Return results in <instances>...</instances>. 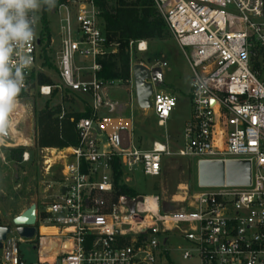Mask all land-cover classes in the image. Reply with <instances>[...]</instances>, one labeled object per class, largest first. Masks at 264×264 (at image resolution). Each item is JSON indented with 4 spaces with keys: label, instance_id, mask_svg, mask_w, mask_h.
Here are the masks:
<instances>
[{
    "label": "built area",
    "instance_id": "obj_1",
    "mask_svg": "<svg viewBox=\"0 0 264 264\" xmlns=\"http://www.w3.org/2000/svg\"><path fill=\"white\" fill-rule=\"evenodd\" d=\"M154 2L179 45L189 49L193 72L192 117L176 155L194 157L197 164L200 160H250L251 183L210 187L216 190L196 193L186 207L166 212L158 196H131L143 197L134 214L121 204L122 196L113 199V158L120 160L128 184L136 170L160 176L162 157L172 153L161 142L140 148L131 133H124L123 125L113 126L102 146L99 112L122 110L106 88L126 83L136 91L135 64L149 70L164 69L167 64L137 61L135 54L148 52L149 42L131 40L129 79H99L98 59L116 52L120 44L109 40L96 0H65L53 9L62 37L58 79L38 82L39 74L53 63L51 38L48 43L38 25L36 37L23 49L32 63L25 70L19 96L32 99L36 93L57 100L62 119L71 111V102L64 101L66 94L88 95L93 116L76 124L80 146L72 147L62 179L53 183L57 190L52 201L40 215L36 211L40 224L36 236L24 238L17 226L8 225L11 231L2 241L0 264H264V0ZM42 13L43 9L38 13L40 20ZM77 57L90 62L77 65ZM12 63L15 66V58ZM147 81L153 84L151 109L164 124L177 102L171 94L157 91L152 79ZM23 158L27 161L29 153ZM45 163L47 169L52 167L47 156ZM149 196L158 206L156 211L147 206ZM43 228L54 231L43 232ZM13 233L19 237H12ZM20 243H32L39 260L27 262Z\"/></svg>",
    "mask_w": 264,
    "mask_h": 264
},
{
    "label": "rangeland",
    "instance_id": "obj_2",
    "mask_svg": "<svg viewBox=\"0 0 264 264\" xmlns=\"http://www.w3.org/2000/svg\"><path fill=\"white\" fill-rule=\"evenodd\" d=\"M113 1L110 0V2ZM42 15L39 27H43V17L46 16L50 29L53 63H51L50 68L46 69L45 73L40 74L54 81L58 79L57 62L62 40L60 20L53 9H43ZM73 20L76 26L75 16ZM147 41L149 42V51L137 53L135 56L137 61H143L149 65L155 61L166 62L167 66L163 69L164 84L156 87V90L165 91L175 98L177 105L170 118L164 124H160L152 109H143L138 105L136 91L126 83L113 84L107 88L110 98H116L122 104V112L131 111L133 141L137 146L142 149H149L154 141L164 144L170 143L169 147L172 154L162 157L160 176H146L140 170H136L130 175L128 182L134 196H158L161 209L166 212L186 207L196 193L210 192L216 189L198 185V164L194 157L176 155L183 144L185 125L192 117L191 83L193 72L187 57L189 49H183L170 30L164 39ZM89 62V59L76 58V64L80 66L89 64ZM38 82L44 84L39 81V78ZM66 96V101L71 102L72 111H83L85 108V103L81 101L79 96L86 98L89 102L92 101L88 95L71 96L66 94ZM31 98L28 100L29 103L28 101L20 103L17 100L15 107L17 113L12 114L11 112L8 115L10 127L13 132L15 131L14 136L7 139V142H4L5 145L3 141H0V221L3 225H10L11 228L15 227L13 218L32 204L37 205L39 215L42 213L43 207L54 198L57 185L53 187V183L61 180L63 161L72 159L70 153L66 154L63 159H57L60 156L57 150L52 149L50 152L39 147L35 108L38 110L43 108L47 99L38 96L36 93ZM56 102L57 100H52V103ZM23 136L27 140V145L23 144ZM106 138L104 133L101 137L102 146L107 144ZM18 146H25L29 153L27 161L23 157L19 161L10 156L9 149ZM46 156L48 158L50 156L49 162L52 164L50 169L46 167ZM125 178L124 176V182H126ZM39 225L36 223L35 226L38 228ZM42 231L54 230L43 228ZM12 237L18 238L19 235L13 233ZM181 243L185 244L184 241ZM32 246V243H20L22 255L27 262L39 260L38 251Z\"/></svg>",
    "mask_w": 264,
    "mask_h": 264
},
{
    "label": "trees",
    "instance_id": "obj_3",
    "mask_svg": "<svg viewBox=\"0 0 264 264\" xmlns=\"http://www.w3.org/2000/svg\"><path fill=\"white\" fill-rule=\"evenodd\" d=\"M65 0H57L60 5ZM101 8L105 30L110 41L120 44L118 50L98 59L102 68L97 71V77L103 80L126 81L130 77L131 55L129 43L131 40L164 39L168 35L169 28L164 17L160 14L154 0H96ZM48 43L50 42V29L46 16L43 17V32ZM52 65V64H50ZM41 83L53 81L43 74H39ZM23 95L18 96L19 98ZM53 99L45 101L43 108H35V116L38 129V145L41 148H55L66 150L70 147L80 146L81 138L76 124L82 118L93 116V110L88 102H85L83 111H69L60 119L61 106L52 103ZM67 96L64 97V101ZM10 156L18 159L23 157L24 146L9 149ZM114 199L129 195L134 197V192L124 182V171L120 160L113 158ZM0 226L3 223L0 221Z\"/></svg>",
    "mask_w": 264,
    "mask_h": 264
},
{
    "label": "clouds",
    "instance_id": "obj_4",
    "mask_svg": "<svg viewBox=\"0 0 264 264\" xmlns=\"http://www.w3.org/2000/svg\"><path fill=\"white\" fill-rule=\"evenodd\" d=\"M56 5L57 0H0V136L8 134V115L16 107L25 70L32 63L31 56L23 54V49L36 37L38 13Z\"/></svg>",
    "mask_w": 264,
    "mask_h": 264
},
{
    "label": "water",
    "instance_id": "obj_5",
    "mask_svg": "<svg viewBox=\"0 0 264 264\" xmlns=\"http://www.w3.org/2000/svg\"><path fill=\"white\" fill-rule=\"evenodd\" d=\"M134 80L136 87L137 103L143 109H151L150 98L153 94V84L148 79L154 81V86L159 87L164 84V71L162 68L155 67L149 70L145 65L137 63L133 67ZM30 100L27 97L19 98L23 103ZM9 132L7 135L8 136ZM251 183V161L250 160H200L198 163V185L200 187H218L223 185L245 186ZM65 192V188L63 189ZM132 198L129 195L121 197V204L129 209L131 214L135 213L136 205L142 201ZM37 205L32 204L21 214L13 218V224L17 226V231L24 238H34L37 233ZM10 226H0V247L2 241L10 233ZM57 246V243H54Z\"/></svg>",
    "mask_w": 264,
    "mask_h": 264
},
{
    "label": "crops",
    "instance_id": "obj_6",
    "mask_svg": "<svg viewBox=\"0 0 264 264\" xmlns=\"http://www.w3.org/2000/svg\"><path fill=\"white\" fill-rule=\"evenodd\" d=\"M90 76H86L85 77V79H88ZM106 91H107V93L110 95V93H109V91H108V88H106ZM83 96V95H82ZM79 98H81L82 100L81 101H83L84 103L85 102H88V103H90L86 98H84V97H80L79 96ZM112 99H114L115 101H118V99H116V98H112ZM122 105V104H121ZM99 121H98V127H99V129H100V131H101V134H99V139L102 141V139H101V137H103V135H104V133L106 134V136L108 135V133H110L111 131H112V128H113V126H115V125H123V126H125V128H126V131L124 132L125 134L126 133H131L132 134V137H133V118H132V115H131V111H129V112H126V113H124V112H122V110H121V112L119 113H112V114H108V112H106V111H102V113L100 112L99 113ZM9 135L8 136H0V141H3V144H4V142L6 143L7 141V139H10L11 138V136H14V132H13V129H11V127L9 128ZM23 139H22V141H23V144L24 145H27V140H26V138L23 136L22 137ZM154 142H158V141H154ZM154 142H153V144H154ZM0 145H1V142H0ZM5 145V144H4ZM166 145H168V147H169V145H170V143L169 144H166ZM153 146V145H152ZM152 146H151V148H152ZM18 147H20V146H18ZM25 147V146H24ZM170 148V147H169ZM11 149V148H10ZM52 149H54V150H57V152H59V157L57 158V159H63V157L66 155V154H69L70 152H71V150H72V147H70V148H68V149H66V150H58V149H55V148H43V150H46V151H50L51 152V150ZM150 149V148H149ZM25 152H27L26 151V149H25V151H24V153ZM23 153V154H24ZM64 153V155L62 156V154ZM3 158H4V154H3ZM49 159H50V156H49ZM56 161V160H55ZM66 162V160H64L63 161V163H62V165L64 164ZM51 163V162H50ZM61 175H62V171H61ZM61 179H62V177H61Z\"/></svg>",
    "mask_w": 264,
    "mask_h": 264
},
{
    "label": "bare ground",
    "instance_id": "obj_7",
    "mask_svg": "<svg viewBox=\"0 0 264 264\" xmlns=\"http://www.w3.org/2000/svg\"><path fill=\"white\" fill-rule=\"evenodd\" d=\"M29 103V101H28ZM23 105V104H22ZM29 106V105H28ZM23 107V106H22ZM25 108V107H24ZM17 111L14 109V111H12V114H16ZM64 155V153L62 154V156ZM147 206L151 208V211H156L158 206L156 204V202L151 198V197H148L147 199ZM54 230V229H53ZM44 253V252H43Z\"/></svg>",
    "mask_w": 264,
    "mask_h": 264
}]
</instances>
